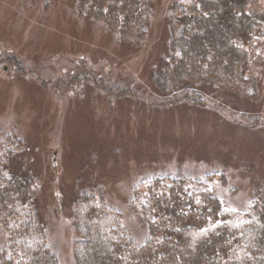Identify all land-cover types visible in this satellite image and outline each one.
I'll list each match as a JSON object with an SVG mask.
<instances>
[{
    "label": "rangeland",
    "instance_id": "obj_1",
    "mask_svg": "<svg viewBox=\"0 0 264 264\" xmlns=\"http://www.w3.org/2000/svg\"><path fill=\"white\" fill-rule=\"evenodd\" d=\"M174 1L153 0L150 33L129 48L79 18L78 0H0V128L15 127L34 147L38 207L62 264H73L70 214L79 194L103 190L140 241L128 199L143 176L168 173L223 190L212 174H224L234 207L264 181V67L252 101L212 92L204 105L168 104L151 91Z\"/></svg>",
    "mask_w": 264,
    "mask_h": 264
},
{
    "label": "trees",
    "instance_id": "obj_2",
    "mask_svg": "<svg viewBox=\"0 0 264 264\" xmlns=\"http://www.w3.org/2000/svg\"><path fill=\"white\" fill-rule=\"evenodd\" d=\"M261 1L175 0L148 75L151 91L168 104L204 105L212 92L256 100L264 67ZM153 10V0L77 5L79 18L101 24L129 48L148 37ZM33 148L15 127L0 128V264H62L38 207ZM216 173L223 190L159 172L135 181L128 206L140 241L103 190L77 195L70 214L73 264H264V181L243 207H234L225 192L235 189Z\"/></svg>",
    "mask_w": 264,
    "mask_h": 264
}]
</instances>
